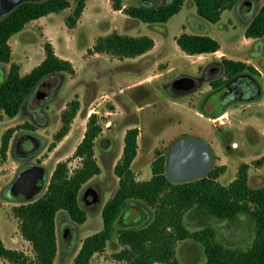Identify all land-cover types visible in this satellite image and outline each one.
Instances as JSON below:
<instances>
[{"label":"rangeland","instance_id":"obj_1","mask_svg":"<svg viewBox=\"0 0 264 264\" xmlns=\"http://www.w3.org/2000/svg\"><path fill=\"white\" fill-rule=\"evenodd\" d=\"M77 1L70 0L69 7L44 15L38 21L31 20L25 25V31L23 28L13 34L9 40L11 60L0 65V81L7 76L13 63L19 64L22 75L26 74L42 61L45 45L51 42L57 54L70 59L75 67V72L62 74L60 85L46 99L34 101L43 109L40 115L32 118L28 109L23 110L22 106L15 116L5 115L0 120V147L5 130L25 122L32 123L34 129H17L12 142L17 134L25 135L20 140L22 146L28 131L38 136L31 156L22 158L19 152L14 154L11 141L7 157L0 156V238L7 247L31 256L34 254L32 244L19 228L20 219L13 211V206L32 199L19 200L9 194V186L21 166L31 163L41 167L47 175L45 187L38 197L47 190L58 161L69 160L71 170L81 164L74 152L92 112L98 113L103 127L94 147L101 173L90 178L80 194L87 219L77 223L67 211L57 213L58 252L53 264H74L82 240L103 228L102 209L119 185L114 166L122 154L124 136L131 127L139 128L137 156L132 163L139 180L151 178L157 151L168 159L173 143L188 135L210 146L212 167L226 164V171L218 178L221 183H230L237 176L239 165L248 162L249 183L255 187L264 184V35L253 39L245 36L251 15H255L264 0H257L258 6L249 17L243 13V10L247 12L248 4L238 8L239 0L233 8L224 10L217 22L203 19L194 0H185L181 10L166 22H147L132 17L122 9H115L113 0H85V8L71 28L66 17L73 14ZM166 1L169 0H123V6L159 5ZM114 31L129 35L148 34L155 39V45L145 55L135 57L91 51L100 37ZM184 31L211 35L220 41L222 50L188 54L176 42V37ZM224 58L245 60L254 65L257 71L251 74L258 79L262 92L252 100H233L229 106L210 115L201 106L211 83L203 76V71L208 62H224ZM185 74L199 77V86L188 93L175 94L171 84ZM226 77L225 69L221 78L225 80ZM56 79L53 76L44 79L38 85L40 91L37 93L44 94L45 87L53 86ZM75 99L80 101V106L70 130L62 139H56L63 123V112ZM24 146L29 147L27 141ZM87 187L98 190L99 203L84 200L83 192ZM152 218L153 209L140 202L125 206L116 222V232L105 249L93 255L91 264H117L119 260L114 254L126 246L119 240L118 229L143 225ZM184 222L190 230L215 227L218 239L228 246L247 248L255 235L254 223L247 214H240L233 220L222 219L203 209L191 208L186 212ZM176 259L178 264H206L204 247L192 238L179 240ZM0 264L13 263L0 257ZM154 264L169 263L157 261Z\"/></svg>","mask_w":264,"mask_h":264},{"label":"trees","instance_id":"obj_2","mask_svg":"<svg viewBox=\"0 0 264 264\" xmlns=\"http://www.w3.org/2000/svg\"><path fill=\"white\" fill-rule=\"evenodd\" d=\"M198 14L209 22L221 19L224 10L231 9L239 0H194ZM185 0H169L159 5L123 6V0H113L115 9L147 22H166L178 13ZM71 5L70 0L24 1L0 18V65L11 60L10 38L21 31L31 20L52 12H59ZM86 6L78 0L73 14L66 17L69 27H74ZM264 35V4L250 20L245 29L246 37ZM179 47L188 54L216 52L221 48L218 39L208 34L184 31L176 37ZM155 45L148 35H129L117 31L102 36L95 43V52H108L127 57L141 55ZM227 75L241 72H256L252 64L243 60L224 58ZM75 72L70 59L63 58L51 42L45 45V58L26 74L20 73L17 63L11 64L7 76L0 81V120L5 115L15 116L47 77L57 78L54 86L61 83L62 74ZM218 85L217 83H215ZM80 106L72 100L62 115V126L56 139H62L70 130L71 122ZM217 113V112H216ZM212 115V114H210ZM34 129L30 122L9 127L2 135L0 156L5 159L10 141L17 129ZM103 127L97 112H92L87 128L78 143L74 156L81 164L71 170L69 160L58 161L50 178L47 190L40 196L13 206L20 219L19 228L32 244L33 256L24 251L7 247L0 238V257L13 264H53L58 252L56 216L60 210L69 213L71 219L83 223L87 211L82 207L81 190L94 175L101 173L95 156V140ZM138 127H131L124 136L122 154L114 166L119 185L102 209L103 228L87 235L74 257V264H91L95 253L102 252L108 240L116 232V222L129 203H142L153 209V218L143 225H130L118 229L121 243L126 246L116 252L117 264H154L162 261L178 264L176 243L192 238L200 242L205 251L206 264H264V184L258 187L249 183L248 162L239 165L237 176L228 184L218 178L226 171V164L213 166L204 176L182 182L172 181L166 172L167 157L158 152L152 163L150 179L139 180L132 168L138 150ZM262 159L258 162H261ZM191 208L203 209L208 214L222 219H235L247 214L254 223L255 235L247 248L228 246L218 239L213 226L190 230L184 222Z\"/></svg>","mask_w":264,"mask_h":264},{"label":"water","instance_id":"obj_3","mask_svg":"<svg viewBox=\"0 0 264 264\" xmlns=\"http://www.w3.org/2000/svg\"><path fill=\"white\" fill-rule=\"evenodd\" d=\"M24 1L39 0H0V18L8 14ZM46 92L39 94L40 86L32 94L34 101H43L57 87H45ZM194 89L191 76L183 75L171 84V91L175 94H185ZM35 94L38 96L35 100ZM38 94V95H37ZM236 100V98L234 99ZM213 165V153L210 146L203 140L194 136H184L173 143L169 151L166 172L168 177L175 182L188 181L204 176ZM42 168L32 165L25 172L20 173L9 186L10 196L19 200H29L39 195L45 187L47 175L40 177L38 171ZM18 173V174H19ZM86 202L101 201L97 189L87 187L83 192Z\"/></svg>","mask_w":264,"mask_h":264},{"label":"flooded vegetation","instance_id":"obj_4","mask_svg":"<svg viewBox=\"0 0 264 264\" xmlns=\"http://www.w3.org/2000/svg\"><path fill=\"white\" fill-rule=\"evenodd\" d=\"M243 4H248L249 6L247 12L243 10V13L246 14L245 17H249L257 7V0H240L237 5L238 8L244 7ZM225 69L226 68L223 60L210 61L204 67L203 76L211 81L209 90L205 92L202 98L201 106L205 112L214 114L220 111L224 106H229L235 98L236 101L252 100L256 96H259L262 92V86L256 76L253 74L249 72H241L233 76L227 75L226 79L223 80L221 75ZM190 76L194 88H198L200 78L192 75ZM22 109H28V112L32 118L40 115L41 111L43 110L39 103H34L32 95L25 101ZM26 135L27 139L24 141L22 146H20V140L22 137H25V135L17 134L14 136L13 142L11 140L12 152L14 154L19 152V155L22 158H27V156H31L35 152V150H33V145L35 144V141L38 140V136L32 131H28ZM26 141L28 142V148L24 146ZM32 165L33 164L31 163H25L23 166H21L15 178L18 177L20 173L30 169ZM38 175L40 177L45 176L44 172L41 170L38 171Z\"/></svg>","mask_w":264,"mask_h":264},{"label":"crops","instance_id":"obj_5","mask_svg":"<svg viewBox=\"0 0 264 264\" xmlns=\"http://www.w3.org/2000/svg\"><path fill=\"white\" fill-rule=\"evenodd\" d=\"M257 6H258V5H257ZM259 7H260V5H259ZM259 7H258V9H259ZM258 9H257V10H258ZM257 10H256V11H257ZM256 11H255V13H256ZM253 13H254V12H253ZM251 18H252V15H251ZM40 19H41V18H38V19H35V20H33V21H38V20H40ZM25 29H26V27H24V29H23L22 31H25ZM46 35H47V34H46ZM48 37H49V36H48ZM250 39H253V38L250 37ZM221 50H222V46H221V48H220L219 50H217L216 52H219V51H221ZM216 52H211V53H216ZM142 55H145V53H144V54H141V56H142ZM60 56L63 57L61 54H60ZM44 58H45V56H44ZM44 58H43V59H44ZM63 58H64V57H63ZM43 59H42V60H43ZM235 59H236V58H235ZM237 59H238V58H237ZM243 61H245V60H243Z\"/></svg>","mask_w":264,"mask_h":264}]
</instances>
